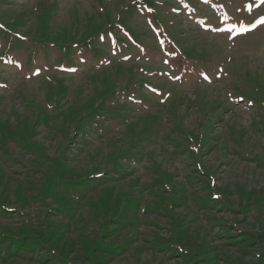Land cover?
<instances>
[{
  "label": "rangeland",
  "instance_id": "1",
  "mask_svg": "<svg viewBox=\"0 0 264 264\" xmlns=\"http://www.w3.org/2000/svg\"><path fill=\"white\" fill-rule=\"evenodd\" d=\"M262 20L264 0H0V264H30L6 230L55 207L68 262L264 264Z\"/></svg>",
  "mask_w": 264,
  "mask_h": 264
},
{
  "label": "trees",
  "instance_id": "2",
  "mask_svg": "<svg viewBox=\"0 0 264 264\" xmlns=\"http://www.w3.org/2000/svg\"><path fill=\"white\" fill-rule=\"evenodd\" d=\"M30 40L35 43H43L42 39L38 36H32ZM85 48L87 50L94 51L93 49L87 47L85 45ZM95 54L93 53L94 57ZM93 60V59H91ZM85 111L88 115L91 116L90 120L92 119V108H85ZM121 112V111H120ZM105 113H110L112 115H117V116H126L129 113L125 112L124 115L121 113L113 114L110 111H106ZM78 121V120H77ZM119 169V167H117ZM117 169H112V170H117ZM122 172H124V175L126 176V170H123V167L120 168ZM70 209V208H69ZM73 212L76 213L77 209L72 208ZM56 211H58L57 207L51 209L47 213H44L37 219L31 220L27 219L24 223L21 224L22 229L18 233H11L8 230H6V233L9 235V240L11 245L17 246V249H19V252L22 251L23 255L28 259V263L30 264H69L71 261L73 263L77 264H86L85 259L87 260V256H93L95 259V264H99L100 262H103L102 259H104L105 256L107 257H113L112 254H109L108 249H101L98 246L90 248L88 253H84L83 255L80 256H85V258H81V260H71L68 262V260H65L63 258L64 255H69L71 252L65 250V245L70 246V248L74 247H80V238L77 237H70L67 238L66 241L64 237V232H70V226L69 224L65 228H60L59 225H57L54 222H49V219L53 218L52 216H55ZM62 211H66V209L62 208ZM22 216V215H21ZM68 218L73 219V216H69ZM76 223H79L78 221ZM71 224V223H70ZM78 227V226H77ZM76 227V230H77ZM79 228V227H78ZM79 230V229H78ZM108 233V232H107ZM14 235V236H11ZM41 240L44 241V243L41 242ZM95 241V240H94ZM50 248H52L50 250ZM39 250H45L47 252V256L49 260L47 261H42L40 259H35V253L36 251ZM81 251V250H79ZM63 252V253H61ZM66 252V253H64ZM110 253H112L110 251ZM6 254L2 253L0 256L2 261L6 259ZM16 256H14L15 258ZM18 258V257H17ZM20 259V258H18ZM24 260H20L21 264H24ZM92 261V262H93ZM80 262V263H79ZM13 264H20L18 262H12Z\"/></svg>",
  "mask_w": 264,
  "mask_h": 264
},
{
  "label": "snow or ice",
  "instance_id": "3",
  "mask_svg": "<svg viewBox=\"0 0 264 264\" xmlns=\"http://www.w3.org/2000/svg\"><path fill=\"white\" fill-rule=\"evenodd\" d=\"M261 22L264 23V20H262Z\"/></svg>",
  "mask_w": 264,
  "mask_h": 264
}]
</instances>
